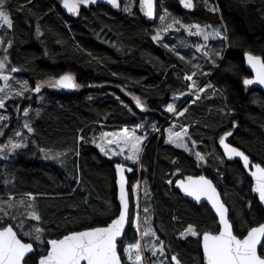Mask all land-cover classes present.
Segmentation results:
<instances>
[{
  "label": "trees",
  "instance_id": "1",
  "mask_svg": "<svg viewBox=\"0 0 264 264\" xmlns=\"http://www.w3.org/2000/svg\"><path fill=\"white\" fill-rule=\"evenodd\" d=\"M137 1L134 0L133 15L98 5L83 9L78 18H73L62 10L59 0H32L30 4L27 0H9L14 27L0 32L5 41H14L8 53L9 69H19L30 84L71 73L81 87L46 89L31 99L29 122L34 132L21 128L27 136V147L11 153L9 158H0V198L8 193H15L18 199L28 192L35 194L42 221L26 220L24 230L39 225L51 234L49 238L70 230L105 226L120 207L114 166L118 162L130 164L100 151L95 144L100 133L137 124L151 131L149 121L156 122L159 128L165 124L148 140L140 158L142 177L152 190L145 207L153 213L157 235L169 246L168 257L176 253L185 264H203L200 237L181 238L178 234L188 225L201 233L215 232L218 220L208 205L184 199L175 190L174 182L168 181L205 173L215 181L230 207L236 233L246 234L256 221L264 222V209L251 190L252 181L242 164L224 157L217 144L224 131L233 130L232 142L254 162H264V92L245 89L242 83L243 78L251 76L244 52L264 55V0H195L191 11L185 10L179 0H160L158 18L164 6H169L185 25L198 23L225 29L228 40H212L215 49L211 55L218 67L194 50L197 43H204L202 37L188 33L193 46L187 50L182 49L181 38L170 39V44L185 56L184 61L164 43L154 41V24L149 25L140 15ZM125 3L122 0V5ZM212 7L219 11H211ZM37 26L42 36H37ZM218 51L223 52V59L215 56ZM193 64L200 68H193ZM201 70L210 75L198 83L207 81L223 94L214 95L213 89H208L195 103L191 102L195 98L181 101L180 105H184L180 110L188 111L172 119L177 126L188 127L186 141L192 148L188 151L166 142L164 130L170 113L165 107L172 94L187 90L184 73ZM135 97L145 105L144 110L136 106ZM16 103L17 98L8 100L6 108L0 109V113L5 110L10 116L9 129L15 130L21 124L10 113ZM233 122L238 124L235 129ZM14 134L12 131L10 136ZM81 135L83 141L79 140ZM192 140L197 141L194 146ZM196 151L205 155L206 162L196 159ZM137 177L138 172L128 174L130 187ZM5 181L11 183L6 185ZM24 199L29 203L27 197ZM249 201L253 202L251 208ZM30 211L17 205L16 214L22 218ZM135 239L138 235L134 227H128L123 244ZM118 249L122 253L120 244Z\"/></svg>",
  "mask_w": 264,
  "mask_h": 264
},
{
  "label": "snow or ice",
  "instance_id": "2",
  "mask_svg": "<svg viewBox=\"0 0 264 264\" xmlns=\"http://www.w3.org/2000/svg\"><path fill=\"white\" fill-rule=\"evenodd\" d=\"M27 2L30 4L32 0H27ZM97 2L98 0H60L63 8L73 15L80 14L81 6L87 7L97 4ZM106 2L114 8H121L120 0H106ZM179 2L185 9L194 8L193 0H179ZM23 7L22 5L19 10L23 11ZM133 7L134 0H128L122 10L129 15H133ZM139 10L145 17L155 18L156 0H139ZM210 10L213 12L219 11L218 7H212ZM164 13V15L159 16L161 21L165 20L167 9L164 10ZM176 25L180 27L177 28ZM13 27L9 0H0V29H13ZM181 28L188 31L190 35L202 37L204 43L196 45V51L202 53L207 62L218 67L216 60L213 59L208 50L207 42L212 38H218L222 41L228 40L229 37L223 28H213L211 25L201 26L198 23L185 25L180 20L173 19L166 27L158 30L152 36V39L159 42L162 39L161 32L180 31ZM209 28H212V30L209 31ZM36 33L37 36L43 35L38 26ZM13 43L12 39L5 41L4 37L0 36V51L3 53V55H0V81H3V85L0 86V109L6 108V101L8 100L14 98L30 99L31 97L26 96V93L31 91L39 94L45 85L63 89H79L81 87L76 82L73 74L64 73L58 77H51L49 80L37 82L34 88H30L27 81L20 82L18 88H13L10 73L19 71L15 67L9 69L10 57L8 53L9 49L13 47ZM164 47L172 51L179 60L184 61L186 59L184 55L176 50L175 45L165 44ZM243 55L247 65L254 72L252 78H243L242 83L245 89L252 85L264 86V55L254 54L251 50L245 51ZM215 56L218 59H223V52L218 51ZM192 67L199 69L200 65L193 64ZM199 74L202 76L210 75V73L202 70ZM194 77H198L196 71L191 72V74H184L183 79L188 82L186 85L187 92L180 93L179 96L174 97V100L182 96H193L195 99L191 102L195 103L201 98V94L207 92L208 89H213L214 95L217 93L223 94L222 90L216 89L211 83L201 85L198 83V79ZM135 100L136 106L144 110L145 105L140 98L135 97ZM30 107L24 108L22 111L25 118L29 117ZM16 111H21L19 105H16ZM165 111L181 117L188 109L180 110L175 102H171L167 103ZM9 119L8 115L0 114V136L5 135L4 130L8 128L6 122ZM142 127V124H137L132 130L125 127L116 133H103L102 142L97 144V147L105 156H123L124 160H131L136 163L140 159L142 142L147 138L146 135H136V129ZM153 127L155 128V126ZM237 127L238 124L233 122L232 128ZM23 128L28 133L34 132V128L28 119H25ZM233 134V131H224L219 136V146L223 148V155H226L229 160L238 157L243 162V167L248 170L254 181L251 190L257 194L258 203L264 207V162L254 163L245 151L228 142V138L232 137ZM14 135L19 139L9 138L7 144L0 145V154H5L3 158H7V154L15 153L17 150L27 147L23 132L16 131ZM186 137H188V128L186 127L179 132L169 129L166 142L191 151L185 139ZM79 140L83 141L84 136L81 135ZM191 143L194 146L197 141L192 140ZM126 150L127 154H125ZM194 155L198 161H205V155L200 151H196ZM57 158L53 157V159ZM115 169L119 175L120 207L116 217L111 219L110 223H106L105 226L88 227L81 231L70 230L57 238H49L51 234L47 232L46 228L39 225H33L31 229L24 230L26 220L42 221V216L35 206V194L28 192L18 199L15 193H8L6 197L0 198V264H124V257L127 258V264H157L156 261H150L149 258L145 257L146 249L141 245L139 239L127 243L126 246L123 244L122 237L126 235V226L134 227L135 233L141 238L144 236L154 238L155 242L147 249L151 252L152 257L158 255L168 256L166 248L169 246H166L164 241L160 239L156 230L150 227L142 230L139 211L136 212L135 216L130 211V195L129 190H126L127 181L124 173L125 171L132 172L133 169L126 168L124 163H117ZM8 183H11V181H5L6 185ZM168 183L172 184L173 181L169 180ZM175 183L186 196L192 197L196 202H201L204 199L210 203L219 218L218 228L215 232L203 231L201 233L193 225H188L185 230L180 232L181 238H186L189 235L192 237L202 236L201 243L205 264H264V222L256 221L255 226L246 229V234L245 232L236 233L234 224L229 219V208L226 206V202L222 200L221 193L213 180L204 175H198L178 179ZM135 190L131 189V191ZM24 197H27L29 203H25ZM18 204L31 209L23 218L16 214ZM251 207H253V202L249 201V208ZM137 208H139L138 204ZM143 212L147 214L149 208L145 207ZM147 221L148 217L145 216V223ZM25 236L30 238L29 241L23 239ZM118 244L122 246V253L118 249ZM258 246L261 249L260 251H258ZM168 258L169 264H172V262L182 264L178 254H172ZM159 264H164V261H159Z\"/></svg>",
  "mask_w": 264,
  "mask_h": 264
},
{
  "label": "rangeland",
  "instance_id": "3",
  "mask_svg": "<svg viewBox=\"0 0 264 264\" xmlns=\"http://www.w3.org/2000/svg\"><path fill=\"white\" fill-rule=\"evenodd\" d=\"M59 1H60V0H59ZM127 2H128V0H126V3H127ZM137 4H138V1H137ZM137 4H136V8H137ZM123 5H124V4H123ZM123 5H122L121 8L119 9V10L122 11V12H124V11L122 10ZM165 9H167V15H166V17H165V20H164V21H161L159 18L157 19V21L154 23V26H153V31H154L153 35H155L156 32H157L158 30L163 29L164 27H166L167 24H168V23H171V21H172L173 19H178V20H179V18L173 13L171 7H169V6H167V7L164 6V9H163V11H162L161 13H159V16L165 14V13H164V10H165ZM175 27L179 28L180 26H179V25H176ZM218 28H223V27H218ZM5 29H7V28L0 29V32L3 31V30H5ZM223 30H224V32H225V29H224V28H223ZM193 31H194V29H193ZM209 31H211V30H209ZM188 33H189V32L186 31L184 28H181L180 31L169 30L167 33L161 32L162 39H161L159 42H160V43H164V44H169V45H171V44H170V39L173 38V37H176V39H177V37H178V38H181V40H182V42H183V45H182V46H183L184 48H182V49H183V50H187L189 47L193 46V45L190 44L189 38H188V36H187ZM225 33H226V32H225ZM194 36H195V35H194ZM195 37H197V36H195ZM216 39H218V38H212V39H210V40L207 42V47H208V50H209L210 54H211V52L215 49V46H214L215 44H214L213 42H214ZM212 40H213V42H212ZM220 41H222V40H220ZM193 44H196V43L193 42ZM198 44H201V43L199 42V43H197V45H198ZM195 46H196V45H195ZM194 50H196V47H194ZM196 52H197V51H196ZM197 54H202V53L197 52ZM202 59H204V58H203V54H202ZM185 73H187V72H185ZM185 73H184V74H185ZM188 74H191V73L188 72ZM10 75L12 76L11 84H12V86H14L15 88H18L19 85H20V82H23V81H27V83H28V85L30 86V88H34V87H35V84L37 83V82H35V83H33V84H30V83L28 82L27 78L25 77V75L22 74V73H20V72H18V71L15 72V73H10ZM202 77H203V76L200 75V74L198 73V77H194V78H197V79H198V82H201V81L204 80ZM0 82H1V81H0ZM38 82H40V81H38ZM205 82H207V81H205ZM205 82H202L201 85L205 84ZM2 85H3V81H2V83L0 84V86H2ZM182 92H187V90H180V91H178V92L172 94V95L170 96V100H169L168 103L175 102L176 105H177V107H178V109H181L182 106L184 105V103H186L189 99H191V98H195V97H193V96H182V97H180L179 99H175V100H174V97L179 96V94L182 93ZM34 95H38V94H34V92L29 91L28 93H26V96L31 97L30 99H20V98H17V103H16V105H19V106H20L21 111L17 113L16 108H13L12 110H10V113H11L13 116L18 117V118H17V119H18L17 121H19V123H21V124H19V126H18V128H17L16 130H15L14 128H10V129H9V127H10V125H11V124H10V119H9V121L6 122V123H8V128L4 130V131H5V135L0 136V145L7 144L8 141L4 140L5 137H7L8 139H9V138L16 139V137H12V136H10V134L12 133V131H13V132H14V131H15V132H16V131H21V128H23L22 120H24V121H25V119H28V120H29V117L25 118V117L23 116L22 111H23L24 108L29 107L30 102H31V99L34 97ZM201 95H203V94H201ZM183 99H184V100L186 99V101H185L182 105H180V104H181V101H182ZM179 105H180V106H179ZM165 108H166V107H165ZM5 112H6V111L4 110V112H1L0 114H4V115H6ZM168 114H169V113H168ZM8 116H9V115H8ZM173 116H174V114H171V113H170V115L168 116V119H167V121H166L167 123L165 122L166 124L169 123V124L166 126L165 130H164V134L167 136V140H168V130H169V129H173L174 131L179 132V131H181L182 128H184V127L188 128L187 126H177L176 121H174L175 118L172 119ZM9 117H10V116H9ZM148 124H149V128L151 129V131L142 130V128H144V127L140 128V129H136V135H138V136H145V135H146V136H147V138H146L145 140H143L142 145H141L140 158H141L142 153L144 152L145 145L147 144L148 140H149L152 136H154L157 132L159 133V132L161 131V128H159V126H157L156 122H154V121H149ZM20 125H21V126H20ZM153 126H155V128H154ZM125 127H127L129 130H132V129L135 128V127H133V128H129L127 125H124V126H122V127H118V128H116V129H104V130L100 133V135H99V137H98V139H97V141H96V143H95L96 146H97V144H100V143L102 142L101 137H102V134H103V133H116V132H119L121 129L125 128ZM156 129H158V130H156ZM8 130H9V131H8ZM151 133H152V134H151ZM24 137H25L24 141H26V140H27V136L24 135ZM186 138H187V137H186ZM186 138H185V139H186ZM170 144H172V143H170ZM173 145H175V144H173ZM175 146H176V145H175ZM190 148H191V147H190ZM183 149H184V148H183ZM191 149H192V148H191ZM125 154H127V150H126ZM4 155H5V154H0V158L3 157ZM10 155H11V154H7V158H9ZM108 157H110L111 159H116V158H118V159H120V161H122V162H123V161H126V162H129V163H133V161H131V160H124V157H123V156H112V155H109ZM133 164H137L138 177H137V181L134 182V183H133V186H132V189H136V190H135V191H130V196H131V200H132V203H133V208H132L133 213H132V214H133V216H135L136 212L139 211V214H140V221H141V229H142V230H145V229H147V228H149V227L152 228V229H154L153 221H152V215H153V213H152V212L150 213V211H149L147 214L143 212V209L145 208L146 203H149V201L151 200V196H152V190H151V187H150V183L148 182L147 179H144V178L142 177L143 173L141 172V159H139L138 162L133 163ZM137 186H138V187H137ZM137 204L139 205V208H137ZM145 216L148 217V221H147V223H145ZM186 228H187V227H185L183 230H185ZM154 230H155V229H154ZM183 230H181V231H183ZM181 231H180V232H181ZM180 232H179V234H178L179 236H180ZM138 236H139V235H138ZM189 236H190V235H189ZM189 236H188V237H189ZM139 240H140L141 245H142L143 247H145V249H146V250H145V253H144V255H145L146 258H149L150 261H156L157 264H159V261H161V260L164 261V264H169V258H168V256H159V255H158L157 257H152L151 254H150L151 252L147 250L148 248H150L151 244L155 242L153 237H151V236H144V237L141 238V237L139 236ZM163 241H164V240H163ZM164 243H165V241H164ZM165 245H166V243H165ZM125 246H126V245H125ZM148 252H149V253H148ZM126 260H127V258H126Z\"/></svg>",
  "mask_w": 264,
  "mask_h": 264
},
{
  "label": "water",
  "instance_id": "4",
  "mask_svg": "<svg viewBox=\"0 0 264 264\" xmlns=\"http://www.w3.org/2000/svg\"><path fill=\"white\" fill-rule=\"evenodd\" d=\"M120 2H121V5H122V0H120ZM159 2H160V0H156V16H155V18H152V19H150V18H148V17H145L144 15H143V13L139 10V0H138V4H137V10H138V12L140 13V15L146 20V22L149 24V25H152V24H154L156 21H157V19H158V6H159ZM180 3V2H179ZM193 3H194V8H195V0H193ZM98 5H106V6H108V7H110L112 10H114V11H117V10H119V8H114V7H112L111 5H109L107 2H106V0H98V2H97V4H95V5H89V6H87V7H85V6H81V11L83 10V9H90V8H92V7H96V6H98ZM60 6H61V8H62V10L65 12V13H67L68 15H70L71 17H73V18H78L79 17V15H73V14H70V13H68L67 12V10L66 9H64L63 8V6H62V4L60 3ZM181 6L183 7V5L181 4ZM184 8V7H183ZM194 8H192V9H185V10H188V11H191V10H193ZM81 11H80V13H81ZM245 63H246V67H247V69H248V71L251 73V76L250 77H248V78H252L253 76H254V72L252 71V69L247 65V62H246V60H245ZM251 89H259V90H261V91H263L264 92V86H259V85H252V86H249ZM68 90H71V89H68ZM230 131H233V130H230ZM223 134V133H222ZM221 134V135H222ZM228 142H230L233 146H236V147H238L237 145H235L233 142H232V140H231V137H229L228 138ZM217 144H218V146H219V138H218V141H217ZM219 148L221 149V152L223 153V148L222 147H220L219 146ZM240 148V147H239ZM241 149V148H240ZM242 151H244L243 149H241ZM246 153V152H245ZM247 155H249L248 153H246ZM224 157H226L227 158V156L226 155H223ZM250 156V155H249ZM228 159V158H227ZM250 159L252 160V158H251V156H250ZM233 160H237V161H239L241 164H242V166H243V162L238 158V157H236V158H233ZM253 161V160H252ZM254 162V161H253ZM254 163H257V162H254ZM117 164V163H116ZM115 164V165H116ZM125 166H126V168H132V167H130V166H128V165H126L125 164ZM244 168V167H243ZM114 169H115V166H114ZM133 169V168H132ZM244 170H245V172L247 173V175H248V177L251 179V181H252V185H253V183H254V181L252 180V178L250 177V174H249V172H248V170L247 169H245L244 168ZM133 171H134V169H133ZM132 171V172H133ZM115 172H116V169H115ZM129 173H131V172H128V171H125V173H124V175H125V178H126V181H127V183H126V190H129V188H128V186H129V184H128V174ZM198 175H204V176H206V177H208L209 179H211V180H213L211 177H209L208 175H206L205 173H200V174H186V175H184V176H181V177H177L175 180H174V183H173V185H174V188H175V190H177L178 192H180L181 193V195H182V197L184 198V199H186V200H190V201H192V202H194V203H196V204H207L210 208H211V210L213 211V213H214V215L216 216V214H215V210L214 209H212V207H211V204L210 203H208L206 200H204V199H202V201L201 202H196L192 197H188V196H186L184 193H183V191L176 185V181L178 180V179H186L188 176H198ZM118 181H119V175L117 174V172H116V185H117V200H118V203H119V206H120V201H119V195H120V189H119V183H118ZM213 183L216 185V183H215V181L213 180ZM217 186V185H216ZM217 189H218V191L221 193V191H220V189L218 188V186H217ZM256 197H257V194H255V193H253ZM221 198H222V200H224V198H223V196H222V193H221ZM257 199H258V197H257ZM225 201V200H224ZM226 202V201H225ZM226 206L229 208V219H230V214H231V211H230V207L228 206V204L226 203ZM129 208H130V211H131V200H130V202H129ZM263 209H264V207H263ZM216 218H217V220H218V223H219V218H218V216H216ZM231 220V219H230ZM127 226H126V230H127ZM83 230H85V229H83ZM81 231V230H80ZM234 231H235V229H234ZM122 240H124V237H122ZM202 240V236L200 237V241ZM200 244H201V249H202V243L200 242ZM118 248H119V244H118ZM261 249L259 248V246H258V251H260ZM180 258V257H179ZM202 259H203V249H202ZM182 261V260H181ZM172 264H174V262H172ZM182 264H185L183 261H182ZM203 264H205V261H204V259H203Z\"/></svg>",
  "mask_w": 264,
  "mask_h": 264
},
{
  "label": "flooded vegetation",
  "instance_id": "5",
  "mask_svg": "<svg viewBox=\"0 0 264 264\" xmlns=\"http://www.w3.org/2000/svg\"><path fill=\"white\" fill-rule=\"evenodd\" d=\"M50 78H47L46 80H49ZM46 80H44V81H46ZM52 87H50V86H47V85H45L42 89H41V92L40 93H42L44 90H46V89H51ZM68 90V89H67ZM39 93V94H40ZM126 162V161H125ZM128 164H130V165H128V166H130V167H132L133 169H134V171L133 172H131V173H129V174H132V173H134V172H138V170H137V167H133V163H129L128 162ZM127 165V164H126ZM132 165V166H131ZM170 180H172L173 182H174V180L175 179H173V178H171ZM128 188H129V191L132 189V187H130V186H128ZM207 205V204H206ZM201 242V241H200ZM167 251V250H166ZM168 253V252H167ZM172 254H176V253H170V255H172Z\"/></svg>",
  "mask_w": 264,
  "mask_h": 264
},
{
  "label": "bare ground",
  "instance_id": "6",
  "mask_svg": "<svg viewBox=\"0 0 264 264\" xmlns=\"http://www.w3.org/2000/svg\"><path fill=\"white\" fill-rule=\"evenodd\" d=\"M43 88V87H42Z\"/></svg>",
  "mask_w": 264,
  "mask_h": 264
}]
</instances>
